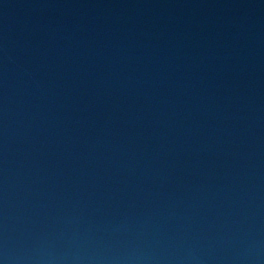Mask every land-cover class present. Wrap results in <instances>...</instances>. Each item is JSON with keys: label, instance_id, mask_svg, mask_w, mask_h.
<instances>
[{"label": "water", "instance_id": "obj_1", "mask_svg": "<svg viewBox=\"0 0 264 264\" xmlns=\"http://www.w3.org/2000/svg\"><path fill=\"white\" fill-rule=\"evenodd\" d=\"M3 264H264V0H0Z\"/></svg>", "mask_w": 264, "mask_h": 264}, {"label": "clouds", "instance_id": "obj_2", "mask_svg": "<svg viewBox=\"0 0 264 264\" xmlns=\"http://www.w3.org/2000/svg\"><path fill=\"white\" fill-rule=\"evenodd\" d=\"M0 264H3V261H0Z\"/></svg>", "mask_w": 264, "mask_h": 264}]
</instances>
